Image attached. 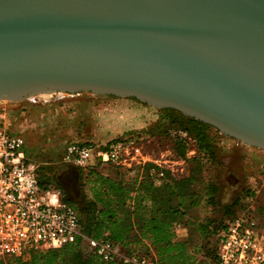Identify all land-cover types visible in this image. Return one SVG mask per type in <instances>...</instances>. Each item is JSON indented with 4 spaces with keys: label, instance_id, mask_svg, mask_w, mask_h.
I'll list each match as a JSON object with an SVG mask.
<instances>
[{
    "label": "water",
    "instance_id": "water-1",
    "mask_svg": "<svg viewBox=\"0 0 264 264\" xmlns=\"http://www.w3.org/2000/svg\"><path fill=\"white\" fill-rule=\"evenodd\" d=\"M135 99L264 151V0H0V103Z\"/></svg>",
    "mask_w": 264,
    "mask_h": 264
},
{
    "label": "trees",
    "instance_id": "trees-1",
    "mask_svg": "<svg viewBox=\"0 0 264 264\" xmlns=\"http://www.w3.org/2000/svg\"><path fill=\"white\" fill-rule=\"evenodd\" d=\"M179 115L178 121L168 119L164 133L186 132L192 139L196 155L189 161L192 170L188 176L177 177L153 163L118 167L112 175H104L98 165L86 170L85 180L91 195L86 199L85 208L80 210L66 198L64 200L79 211L83 231L88 237L108 239L127 254L140 252L156 264H216L219 236L226 229L227 221L243 208V196L252 192L247 190L232 205L222 207L228 218L226 221L217 219L216 213L203 221L190 216L193 207L203 206L212 211L221 208L220 186L201 179L206 164H219L220 134L211 135V126ZM163 122H167L166 119ZM140 134L147 136L143 132ZM173 136L180 141L174 144L177 156L186 160L187 139L178 134ZM159 171L164 172L161 183H158ZM258 211L264 226V205ZM180 229L188 232L187 237L179 233ZM0 264L122 263L105 262L96 253L87 251L78 240L61 249L33 252L28 259L0 257Z\"/></svg>",
    "mask_w": 264,
    "mask_h": 264
},
{
    "label": "rangeland",
    "instance_id": "rangeland-1",
    "mask_svg": "<svg viewBox=\"0 0 264 264\" xmlns=\"http://www.w3.org/2000/svg\"><path fill=\"white\" fill-rule=\"evenodd\" d=\"M1 115L5 119L0 118V130L24 138L23 149L32 162L39 164L35 175L44 187L58 190L80 210L85 208L86 199L91 193L85 180L86 170L63 163L64 151L72 142L105 145L143 132L147 134L143 142L144 159L171 171L177 177L190 174L192 165L189 161L196 155L194 143L188 141L187 159L179 158L174 146L175 141L179 140L172 133H164L168 119H181L179 112L157 110L135 99L90 93H58L36 96L21 103L2 102ZM165 119L167 122H163ZM210 132L211 135L220 134L214 128ZM219 136V164H206L201 179L211 180L220 186L221 208L213 211L203 206L191 208L190 216L199 221L215 213L217 219L226 221L228 218L224 216L222 207L232 205L237 197L256 186H259L257 194L262 192L259 199L261 203L264 202V151L221 134ZM94 163L98 164L95 160ZM100 167L104 175H112L118 168L112 164ZM203 188V184L199 186V189ZM181 233L184 237L188 235L187 231Z\"/></svg>",
    "mask_w": 264,
    "mask_h": 264
},
{
    "label": "built area",
    "instance_id": "built-area-1",
    "mask_svg": "<svg viewBox=\"0 0 264 264\" xmlns=\"http://www.w3.org/2000/svg\"><path fill=\"white\" fill-rule=\"evenodd\" d=\"M0 118L5 119L3 115ZM172 134L193 142L186 132ZM146 138L134 133L105 145L72 142L64 151L63 163L81 170L103 164L143 166L148 163L144 159ZM24 146L23 137L0 130V257L28 259L33 252L61 249L80 240L87 251L105 262L156 264L140 252L125 253L108 239L88 237L79 211L58 190L44 187L35 175L39 164L28 158ZM157 176L161 183L164 172L159 171ZM258 187L243 196V208L227 221L219 236L216 264H264V226L258 215L264 202L259 199L262 192H256Z\"/></svg>",
    "mask_w": 264,
    "mask_h": 264
},
{
    "label": "crops",
    "instance_id": "crops-1",
    "mask_svg": "<svg viewBox=\"0 0 264 264\" xmlns=\"http://www.w3.org/2000/svg\"><path fill=\"white\" fill-rule=\"evenodd\" d=\"M31 156V155H30ZM32 159V158H31ZM43 165H45V166H50V164L49 163H44ZM186 230L185 229H180L179 230V233H181V232H185ZM181 235H183L184 236V234L183 233H181Z\"/></svg>",
    "mask_w": 264,
    "mask_h": 264
},
{
    "label": "flooded vegetation",
    "instance_id": "flooded-vegetation-1",
    "mask_svg": "<svg viewBox=\"0 0 264 264\" xmlns=\"http://www.w3.org/2000/svg\"><path fill=\"white\" fill-rule=\"evenodd\" d=\"M73 167V166H72ZM75 168V167H74ZM64 197L66 198V196L64 195Z\"/></svg>",
    "mask_w": 264,
    "mask_h": 264
}]
</instances>
